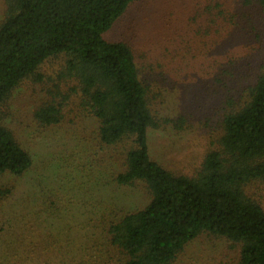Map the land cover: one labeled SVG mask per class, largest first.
Segmentation results:
<instances>
[{"label":"trees","instance_id":"1","mask_svg":"<svg viewBox=\"0 0 264 264\" xmlns=\"http://www.w3.org/2000/svg\"><path fill=\"white\" fill-rule=\"evenodd\" d=\"M137 1L5 0L0 105L47 59L63 56L62 77L72 80L80 112L95 120L98 143L122 150L123 169L114 182L147 189L145 207L109 221L98 245L90 237L79 239L76 254L90 256L101 248L103 264H174L189 244L213 236L236 250L235 264H264V206L249 193L264 183V56L258 58L254 48L251 62L218 60L215 76L228 87L211 147L193 175L171 171L151 156L149 132L168 124L183 129L187 115L158 116L130 45L104 38ZM254 1L264 5V0H242ZM232 25L230 36L243 42L228 52L241 58L248 24ZM63 109L61 102L49 101L34 117L44 127L58 125ZM32 165V155L0 125V177L22 176Z\"/></svg>","mask_w":264,"mask_h":264},{"label":"rangeland","instance_id":"2","mask_svg":"<svg viewBox=\"0 0 264 264\" xmlns=\"http://www.w3.org/2000/svg\"><path fill=\"white\" fill-rule=\"evenodd\" d=\"M4 13L5 0H0V22ZM236 21L248 24L241 58L228 52L237 41L243 42L230 36ZM104 38L130 45L158 116L187 115L183 129L172 124L151 129L149 142L151 156L161 165L193 175L211 147L223 112L228 86L217 81V62L227 63L229 57L251 62L254 48L258 58L264 56V5H244L242 0H139ZM64 60L58 55L47 59L0 105V125L9 128L33 157L22 176L0 177V264H87L88 258L90 264H103L101 248L88 256L87 251L76 254L73 247L86 237L98 245L109 221L150 201L142 183L114 182L123 169L122 150L98 143L95 120L80 112L78 97L71 93L72 80L62 77ZM49 101L63 104L64 118L44 127L34 113ZM249 193L264 206V183L254 184ZM236 259L229 242L202 236L174 264H235Z\"/></svg>","mask_w":264,"mask_h":264}]
</instances>
